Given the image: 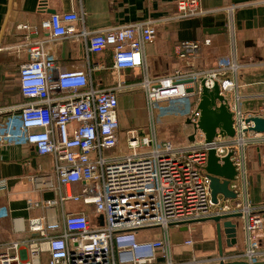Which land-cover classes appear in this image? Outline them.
I'll list each match as a JSON object with an SVG mask.
<instances>
[{
	"label": "built area",
	"instance_id": "built-area-1",
	"mask_svg": "<svg viewBox=\"0 0 264 264\" xmlns=\"http://www.w3.org/2000/svg\"><path fill=\"white\" fill-rule=\"evenodd\" d=\"M176 10L181 20L211 13L202 8L201 0H177ZM79 21L83 16L71 11L52 14L42 22L45 38L27 45L28 61L19 67L24 101L0 108V144L28 145L38 155L52 157V174L32 175L28 180L34 191L55 194L53 199L28 200V209L42 210V216L12 218L14 237L0 242V264H43L45 255L48 264H189L175 259L171 228L230 214H240L244 221L246 248L193 259L190 264H264V248L258 245L259 232H264V206L249 204L242 186L247 175L245 149L264 144V133L248 131L246 120L264 118V108L246 113L240 106L238 76L245 65L222 56L214 67L199 69L196 59L211 40L182 41L175 45L174 55L186 67L155 77L145 53L157 36L154 23L78 33L69 23ZM67 38L84 39L89 53L95 55L112 49L113 67L139 69L142 80L129 84L119 80L113 87L100 88L89 69L63 70L47 48ZM202 79L209 88L218 83L228 101L233 95L237 98L230 106L234 138L218 136L207 143L204 133L195 130ZM136 89L145 92L152 112L159 102L193 98L196 108L187 136L193 135V141L176 145L160 136L154 122L144 130L127 131L122 140L119 97ZM210 149L220 159L233 152L231 161L237 171L236 180L229 184L237 198L219 200L218 205L212 202L206 171ZM77 185L79 191L74 189ZM70 203L84 209L70 212L66 209ZM92 211L97 215L94 220ZM8 214L0 208V218ZM155 231L159 233L154 237L141 239ZM185 245H194L193 240Z\"/></svg>",
	"mask_w": 264,
	"mask_h": 264
},
{
	"label": "crops",
	"instance_id": "crops-1",
	"mask_svg": "<svg viewBox=\"0 0 264 264\" xmlns=\"http://www.w3.org/2000/svg\"><path fill=\"white\" fill-rule=\"evenodd\" d=\"M176 2L177 0H132L125 3L114 0H0V108H11L24 101L18 82L17 92L12 100L6 91L10 84L9 78L14 76L18 79L20 65L28 61L27 45L45 38L42 22L52 14L71 11L83 16V21L69 23L78 33L84 29L88 32H102L139 22L154 23L157 36L153 43L146 46L145 53L149 71L155 77L186 67L174 55L176 44L210 39L211 45L200 52L196 66L199 69L212 68L222 56L243 63L245 68L238 76L240 106L246 113H255L264 108V0H201L202 8L211 13L205 17L186 20L177 18ZM24 25L27 28L20 27ZM47 49L57 58L63 70H91L93 81L100 88L113 87L119 80L128 84L142 80V71L139 69L119 71L113 67L112 49L100 55L89 53L84 39H62L49 45ZM136 93L144 95L141 89H136L124 92L119 97L122 140H126V132L129 130L141 131L130 124L121 111V108H126L127 112L134 113ZM229 102L233 107L237 98L233 95ZM150 123L149 120L148 126ZM244 155L247 175L242 186L246 201L253 206H264V144L248 146ZM53 169L52 157L38 155L31 146L0 144V208H6L9 213V216L0 218V242L9 240L6 238L10 235V239L14 237L12 218L22 217L27 220L42 216V210L28 209V200L53 199L55 194L53 191H34L28 178L32 175L52 174ZM74 189L79 191L80 186L77 185ZM218 198L224 200L223 196ZM66 209L80 212L84 207L70 203L66 205ZM58 215L60 217L59 210ZM96 217L92 211L91 218L94 220ZM234 222L238 225L237 243L229 247L223 234V252L246 248L244 221L239 219ZM155 234L152 232L149 235L154 237ZM170 234L173 253L179 262L191 263L193 259L202 260L219 254L217 228L213 221L192 224L187 232L173 227ZM189 239L193 240L194 245H185V241ZM258 245L264 248L263 231L259 232ZM46 256L48 264V255Z\"/></svg>",
	"mask_w": 264,
	"mask_h": 264
},
{
	"label": "water",
	"instance_id": "water-1",
	"mask_svg": "<svg viewBox=\"0 0 264 264\" xmlns=\"http://www.w3.org/2000/svg\"><path fill=\"white\" fill-rule=\"evenodd\" d=\"M215 31V30H211ZM202 94L200 97L197 111L199 112V122L195 127L201 130L206 138L207 143H212L218 136L222 138H234L236 130L234 128V114L231 110L228 99L220 94L218 83L214 84L213 88L206 85V80L200 81ZM188 121V125H190ZM250 125L248 131L255 133H264V118L251 117L246 120ZM194 136L191 135L190 141H193ZM233 152H230L226 157L220 159L215 149H210L208 152V161L206 171L210 180L212 202L215 205L219 204V196H223L225 200H234L237 195L229 189L231 181L236 180V167L231 161ZM102 218V217H101ZM241 219L240 214H230L216 216L209 221L216 223L219 254H223V234L227 238V245L233 247L237 243L238 225L235 220ZM181 229L185 232L189 230V226H182ZM32 236H38L33 234ZM228 264H247L245 262H234Z\"/></svg>",
	"mask_w": 264,
	"mask_h": 264
},
{
	"label": "rangeland",
	"instance_id": "rangeland-1",
	"mask_svg": "<svg viewBox=\"0 0 264 264\" xmlns=\"http://www.w3.org/2000/svg\"><path fill=\"white\" fill-rule=\"evenodd\" d=\"M126 79L129 77L126 76ZM9 87L6 91L10 100L15 96L18 89V79L17 77L9 78ZM142 93L135 94V111L127 112V109L121 108L127 121L144 130L148 126L149 120L154 122L159 128V133L162 138L169 139L173 141L176 145L186 146L190 141L188 139V134L190 133V126H188V121L191 119L193 112L195 111V101L193 98H188L183 101L174 100L169 102H159L156 109L152 112L149 110V105L146 99L145 92L141 90ZM1 96V93H0ZM2 99L0 98V101ZM125 104L124 107H126ZM152 232L144 234L141 239H147ZM159 233V232H157ZM156 233V234H157ZM155 234V235H156ZM151 238L153 236H150ZM10 237L6 239H10ZM47 256L43 257V264H46Z\"/></svg>",
	"mask_w": 264,
	"mask_h": 264
}]
</instances>
